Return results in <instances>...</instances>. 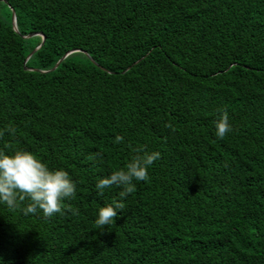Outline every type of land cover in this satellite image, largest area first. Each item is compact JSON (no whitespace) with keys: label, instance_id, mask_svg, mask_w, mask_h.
<instances>
[{"label":"trees","instance_id":"16d2710c","mask_svg":"<svg viewBox=\"0 0 264 264\" xmlns=\"http://www.w3.org/2000/svg\"><path fill=\"white\" fill-rule=\"evenodd\" d=\"M9 124L0 150L67 171L76 195L51 218L0 202V264H264V0H0ZM135 148L161 153L149 180L99 195Z\"/></svg>","mask_w":264,"mask_h":264},{"label":"clouds","instance_id":"9594fccd","mask_svg":"<svg viewBox=\"0 0 264 264\" xmlns=\"http://www.w3.org/2000/svg\"><path fill=\"white\" fill-rule=\"evenodd\" d=\"M228 113L224 111L215 124V135L223 139L232 131L229 124ZM15 128L9 126L0 131V137L4 132L15 135ZM123 137L117 135L115 143H122ZM130 161L110 176L98 180L95 187L99 195L104 194L105 188L116 186L122 190L119 197L127 198L134 190L133 181H148V168L158 159L161 153L147 152L143 148L133 149ZM93 154L89 159H95ZM76 184L72 181L67 171L63 169L51 170L44 162L33 153L23 150H14L6 154L0 150V202L9 209L15 210L26 199L30 201L22 209L25 216L36 214L42 210L45 218H51L55 214H63V201L75 198ZM117 209L123 210L124 204L114 199L112 203L99 208L95 225L97 228L113 223L118 216ZM73 215H78V210L68 208Z\"/></svg>","mask_w":264,"mask_h":264},{"label":"water","instance_id":"95a60500","mask_svg":"<svg viewBox=\"0 0 264 264\" xmlns=\"http://www.w3.org/2000/svg\"><path fill=\"white\" fill-rule=\"evenodd\" d=\"M13 27H14V29L17 31V25H16V16H15V13L13 12ZM42 37H43V42H42V45L44 44V42H45V36L44 35H42V34H40ZM41 45V46H42ZM40 46V47H41ZM40 47L39 48H37L30 56H29V58L35 53V52H37L39 49H40ZM69 54H67L66 56H64L63 57V59H61L60 60V62L59 63H57V65H56V67L68 56ZM55 67V68H56Z\"/></svg>","mask_w":264,"mask_h":264}]
</instances>
